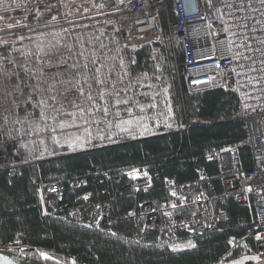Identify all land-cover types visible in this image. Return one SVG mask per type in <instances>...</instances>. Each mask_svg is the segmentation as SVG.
<instances>
[{"label":"built area","instance_id":"2783aa9c","mask_svg":"<svg viewBox=\"0 0 264 264\" xmlns=\"http://www.w3.org/2000/svg\"><path fill=\"white\" fill-rule=\"evenodd\" d=\"M28 7H39L49 17L42 18L39 22H11L0 25V57H4L3 69L5 71L17 72L18 61L13 58V49L29 51L28 37L31 34L46 35L61 34L63 31H70L73 37L74 48L72 52H54L51 57L53 61L60 57H67L68 64L75 63L77 57L73 54L79 50V42L93 41L97 54L104 57L101 63L104 68L105 84L97 85L92 80L88 84H81L84 94L72 87V83L56 85L53 95L56 96L59 104L63 106L71 103H78V106L87 110L92 106V101L87 99L91 94L97 98L101 88L107 91L129 88L128 92L135 90L140 105L145 106V112L140 113L134 107L135 115L146 117L144 124L150 126L155 134L170 133L175 131L176 122L173 119L174 109L167 105L169 93L164 88L165 100H161L162 107L157 100H147L140 96V93H150L152 89L146 85L144 80L146 73L137 74L132 72L137 66V60L130 54L132 49L141 47L145 42H158L161 40V27L159 9L162 10L165 22L166 37L170 46L173 70L176 76V83L179 90L183 85L191 91H204L213 88L232 90L238 95L236 113L233 117H226L219 121L240 120L244 124V135L238 141L220 148H213L207 153V161L214 163L217 167V180L220 182L226 198L233 200L238 206L249 209L252 216L253 226L246 231L245 238H253L259 241L260 249L253 253L258 263L264 262V73L259 71L260 64L255 67L256 72H242L239 65H249V61L234 59V56L244 49L237 47L242 41L237 37H230L224 31L226 25L223 22L227 17L221 9V0H99L101 8L96 11L82 13H69L72 11V0H23ZM247 2V0H245ZM253 7L264 11L260 5L253 3ZM218 9H221L218 11ZM256 18L264 19L258 11ZM64 29V30H63ZM108 35H111L108 37ZM257 35L264 33L257 32ZM23 39H20V38ZM109 38V40H106ZM232 40L230 45L229 40ZM101 45H104L101 48ZM92 45H89L91 47ZM253 47L264 49V45L253 44ZM32 51V50H31ZM34 52V51H33ZM253 55L254 59H264L259 53ZM12 59L15 64L8 63ZM33 69L41 66L31 57ZM123 61V68H121ZM114 68L117 76L109 74L108 69ZM128 70L126 75L122 70ZM235 69V71H233ZM63 74L65 80H72L74 72L71 68L53 67L45 72L41 78L42 88L39 95H49L47 89L55 78V73ZM242 75H237L241 73ZM253 76L259 81L250 83L246 77ZM138 82V83H134ZM17 81L13 78L10 81L0 75V172L8 177L19 175L20 168L24 162L19 159V147L21 139L16 135V117L12 111H8L13 100L16 106L24 102L28 96V89L13 91ZM35 84V81H30ZM145 85L141 87L140 85ZM166 90V91H165ZM11 91L12 95H7ZM121 98L125 93H120ZM128 96V94H127ZM36 97H33L35 100ZM52 102L49 101V104ZM155 103L154 109H148L147 105ZM59 104L45 109L47 116L51 117L60 109ZM133 107V105H128ZM160 109L164 113L165 122L162 124ZM116 109H111L107 119H115ZM19 116L24 113L18 111ZM37 117H40V110L37 109ZM4 117H7L5 122ZM120 117H129L121 111ZM88 119H104L102 112L87 114ZM217 119L204 118L197 121L200 125H210L217 122ZM49 127H53L51 120ZM189 123L187 122V125ZM97 126V125H96ZM247 149L250 153V163L244 167L239 158V151ZM197 165V179L176 183L175 181L162 179L164 198L157 202L144 204L139 203L138 210H129L133 219L138 220L141 230L156 228V239L177 240L181 236L201 235L204 233L219 231L221 226L230 220V215L222 209H216L214 204L215 183L206 173L203 166ZM146 174V175H145ZM136 178L133 179L132 177ZM118 185L120 194H127L128 197H136L138 194L152 191L155 182H159L158 175H153L146 167H123L119 175L114 179ZM84 183V181H83ZM42 209L45 213L59 212V204L63 201L64 195L57 182L39 181L36 184ZM70 188H80L79 182L70 181ZM84 185V184H83ZM77 195L75 200L83 202L91 201L88 209L82 207H71L64 210V216L68 220L91 229H101L108 226L111 202L102 201L96 196L92 197L90 191H84ZM175 193V195H172ZM87 197V199H85ZM175 205V207H173ZM143 236L135 234V240H141ZM238 241L233 243L236 244ZM257 255H262L261 257Z\"/></svg>","mask_w":264,"mask_h":264},{"label":"trees","instance_id":"16d2710c","mask_svg":"<svg viewBox=\"0 0 264 264\" xmlns=\"http://www.w3.org/2000/svg\"><path fill=\"white\" fill-rule=\"evenodd\" d=\"M2 3L6 1L0 0V5ZM5 6V9L0 10L1 23L8 16L10 18L6 23L8 20H12L8 23L39 22L46 17L45 11L39 7H28L21 2H7ZM158 13L161 40L145 42L132 50L131 54L138 63L132 72L147 73L144 82L147 86L152 85V97L155 96L160 107L162 92L167 88L170 97L168 100L164 96L163 98L174 109L175 131L155 134L149 125L146 126L147 131L140 125L130 133H120L115 127L107 130L104 124L99 125L97 131V126L92 124V138L90 142H86L89 147H60L49 137L41 144L39 138L48 133L37 134L33 131L34 121L39 120V117L36 115L37 109L34 110L32 104L27 102L28 96L24 102L11 105L8 111H12V116L16 117V135L21 139L18 157L24 164L18 176L8 177L0 172L1 248L42 264H218L222 261L230 264L252 256L260 249L258 240L245 238L247 229L253 226L249 209L226 198L217 180L216 165L207 161L210 150L230 145L244 135L242 121H219L235 115L238 95L221 88L191 92L183 86L179 90L163 12L159 9ZM27 39L26 46L32 51H35L34 44L40 39L45 43L61 40L65 45H73L70 33L46 35L42 32L31 34ZM66 51L69 50L64 47L54 50L58 53ZM13 58L17 59V65L33 66L31 57L23 58L20 52L13 53ZM24 78L21 72V79ZM132 96L130 93L129 97ZM79 109L83 108L73 102L58 110L72 112ZM19 110L24 114L19 116ZM56 114L57 112L53 116ZM160 117L164 124L162 109ZM204 118L218 121L210 125L197 123ZM60 119L68 117L61 116ZM186 122L190 124L186 126ZM41 126L43 127V123ZM239 158L244 167L249 166L250 153L247 149L239 151ZM196 164L203 166L215 183V208L225 210L230 215V220L219 231L181 236L171 242L163 238L157 240L156 228L141 230L138 220L132 218L129 210H138L141 202L149 204L164 198L161 186L164 178L176 183L195 180L198 176ZM129 166H144L153 175H158L160 181L154 183L149 193H140L136 197L120 194L118 183L114 180L115 175L121 168ZM77 180L80 188L72 190L69 183ZM39 181L57 182L60 185L64 198L59 204V212L43 211L35 185ZM84 191H90L93 198L98 196L102 201L111 202L108 226L98 230L91 229L64 216L66 208H89L91 201L74 199L77 195L75 192L80 194ZM137 233L143 236L139 241L134 239ZM230 240L238 243L230 244ZM189 241L195 247L178 251H173L170 247ZM41 252L48 253L55 259H42Z\"/></svg>","mask_w":264,"mask_h":264},{"label":"snow or ice","instance_id":"6c2138e0","mask_svg":"<svg viewBox=\"0 0 264 264\" xmlns=\"http://www.w3.org/2000/svg\"><path fill=\"white\" fill-rule=\"evenodd\" d=\"M209 3H211V0H209ZM253 3L260 5L261 8H264V0H247V2H245V0H221V9L224 10V16L227 17V19L223 20L226 25L224 31L227 32L230 37L238 36V38L242 41L239 45H237V47L244 49V51L234 56V59H243L250 62L247 67H245L244 64L239 65L242 72L258 71L255 65L259 63V71L264 73V59L257 60L253 58V55H245V53H259L261 57H264V49L260 47H253V44L264 45V35H257L258 31L264 33V19H258L255 16V14L259 11L260 16L264 17V11H260V9L253 7ZM221 9H218V11ZM20 39L23 38L21 37ZM229 43L230 45L232 44L231 39L229 40ZM89 45L92 46L89 47ZM61 47L67 48L69 52H72L74 45H65L61 40H56L55 42L49 41L48 43H45L43 39H40L34 44V52L31 50L24 51L22 49H13V51H19L23 58L32 57L41 66L38 70L24 64L16 65L19 69L17 72L5 71L3 69V61L5 58L0 57V75L9 81L13 78L17 81L14 86H11L13 91L23 93L24 89H28L29 94L27 102L32 104L34 110H40V117L39 120L34 121L35 128L33 131L37 134L41 132L49 133L51 140L57 144L61 142L60 138L64 137L65 142L68 143L69 147H82L85 142H90L92 138V131L90 127L92 124L97 125V131H99V125L104 124L106 125L107 130L110 131L113 127H115L120 133H130L134 127H139L144 124L146 117L144 115H135L134 107L137 108L140 113H144L145 106L138 103L135 93L132 97L127 96L129 88L117 89L115 85H113L112 91H107L104 88H101L98 94V102L97 98H94L91 94L87 97L89 101L93 102L92 106L87 110V114L92 115L95 112H102L104 116V119L102 120L87 119L86 113L83 109L72 112H60L57 108V114L55 116H47L45 109L59 104L56 96L52 94L56 85L72 83V81H74V83H72V87L80 91L83 95L84 88L80 87L82 83L88 84L89 80H92L97 85H104L106 82L104 77V68L106 65L101 63V60L105 58L97 54L93 41L81 40L79 42V50L73 53L77 57L75 63L73 64H68L67 57H60L55 61L52 59H44V57H51L54 54V50ZM103 47L104 45H101V48ZM8 63L15 64V61L9 59ZM53 67L71 68L74 72V76L70 81L65 80L62 73H55L53 82L48 85L47 91L49 95H39V93L44 90L42 88L41 78L44 77L46 71L51 70ZM121 68H123V61H121ZM233 71H235V69H233ZM21 72L25 77L24 79H21ZM108 72L109 74H113L114 68H109ZM242 72L237 73V75H242ZM261 78H264V76ZM246 79L250 83L254 81L257 83L259 82L256 77L253 76H247ZM30 81H35L36 83L33 84L30 83ZM140 86L144 87L145 85L141 84ZM148 87H152V85H148ZM121 92L125 93L123 98H121ZM7 95L11 96L12 92H7ZM139 95L147 98L149 93L143 92ZM33 97H36V99L33 100ZM153 100H155V96H153ZM49 101L52 103L49 104ZM15 104L16 102L13 100V105ZM128 105H133V107H129ZM59 107H63V105L59 104ZM156 107L157 105L155 103L147 105L148 109H154ZM111 109H116L114 113L115 119L113 120L107 119L111 113ZM121 111L126 112L129 118L121 119ZM29 115H31V113ZM61 116L68 117V119H60ZM4 120L6 122L7 117H4ZM49 120L52 121V124L54 125L53 127L48 126ZM42 123L43 127L41 126ZM72 129H75V131H71ZM144 130L147 131L146 126ZM101 138H103V136H101ZM40 143L44 144L45 140L41 139ZM132 178L135 179L136 177L133 176ZM172 195H175V193H172ZM85 199H87V197H85ZM173 207H175V205H173ZM229 243L231 244L233 241L230 240ZM170 247H172L173 251H178L182 248L195 247V245L189 241L183 245L177 244ZM40 257L45 260L55 259L48 253L44 252L40 253ZM243 259L255 258L245 257ZM0 260L3 261V264H14V261L9 259L7 256H0ZM234 264H243V260L234 262Z\"/></svg>","mask_w":264,"mask_h":264},{"label":"rangeland","instance_id":"374dc122","mask_svg":"<svg viewBox=\"0 0 264 264\" xmlns=\"http://www.w3.org/2000/svg\"><path fill=\"white\" fill-rule=\"evenodd\" d=\"M5 1H6V3L7 2H11V3H14V2L15 3H20L21 2L23 5L26 6V4L24 3L23 0H5ZM6 3H2V5H0V10L1 9H5ZM39 8L40 9H47V7L44 6V5H40ZM100 8H101V6L99 4V0H72V2H71V9H72V11H68V12L65 11V13L66 14H69V13L71 14V13H81V12H87V11H96V10H99ZM44 14L46 15L45 18L49 17V14H47V13H44ZM9 18H10V16H8L6 18V20L9 19ZM1 20L2 19H0V25H5V24L8 23V21L9 22L12 21V20H8L7 23H6V20H5L3 23H1L2 22ZM64 32H70V31L66 30V31H63L61 34H63ZM152 42H154V41H152ZM132 50L130 51V54L132 53ZM129 70L130 69H128V70L125 69V70H122L121 72L125 74ZM137 74H140V73H137ZM117 75H118L117 73H113L112 74V77L113 76H117ZM146 75H147V73H146ZM130 93L133 94V95H134V93H136V95H138V93L135 90H133L132 92H127L128 96L130 95ZM148 96H150V97L147 100H153L152 91L149 93ZM163 96L165 97L164 91L162 92V98H161V99L164 100ZM155 100H157V99L155 98ZM74 131H75V129H74ZM41 137L39 138V140H41V139H44L45 140L46 137H49L50 138V134L48 133L45 137H42V138ZM60 140H61V142L59 144H57V143H55V144H57L60 147H69L68 146V143L65 142V138L64 137H61ZM89 146L90 145L85 142L82 147H80V146H75V147L76 148H84V147H89ZM257 256L261 257L262 255H257ZM249 257H253V256H249ZM253 258H256V257H253ZM241 260H245V259L241 258L238 261H241ZM248 260L249 261H252L251 264H264V262L263 263H258L255 259H247V261ZM218 264H228V263L226 261H222V262H219Z\"/></svg>","mask_w":264,"mask_h":264},{"label":"water","instance_id":"95a60500","mask_svg":"<svg viewBox=\"0 0 264 264\" xmlns=\"http://www.w3.org/2000/svg\"><path fill=\"white\" fill-rule=\"evenodd\" d=\"M0 256H7L9 259L14 261V264H42L40 262H37V261L29 259L25 256H22L20 254H14L10 250L3 249L1 247H0ZM251 263H252V261H249V260L247 261V259L243 260V264H251ZM0 264H3L2 260H0ZM230 264H234V262H232Z\"/></svg>","mask_w":264,"mask_h":264},{"label":"bare ground","instance_id":"6f19581e","mask_svg":"<svg viewBox=\"0 0 264 264\" xmlns=\"http://www.w3.org/2000/svg\"><path fill=\"white\" fill-rule=\"evenodd\" d=\"M183 86H185V85H183ZM185 87H187V86H185ZM189 89V88H188ZM222 89V88H221ZM190 90V89H189ZM224 90H226V89H224ZM191 91V90H190ZM205 91V90H204ZM228 91H232V90H228ZM191 92H198V91H191ZM121 119H128V117H124V118H121ZM234 120H237V119H234ZM189 123V122H188ZM190 124V123H189ZM188 124V125H189ZM186 126H187V122H186ZM1 173H3V172H1ZM120 174V171L118 172V174L117 175H119ZM197 179V178H196Z\"/></svg>","mask_w":264,"mask_h":264},{"label":"crops","instance_id":"0c3cea01","mask_svg":"<svg viewBox=\"0 0 264 264\" xmlns=\"http://www.w3.org/2000/svg\"><path fill=\"white\" fill-rule=\"evenodd\" d=\"M100 4V3H99ZM100 6H101V4H100ZM82 13V12H81Z\"/></svg>","mask_w":264,"mask_h":264}]
</instances>
